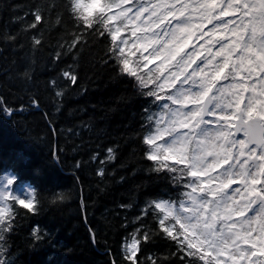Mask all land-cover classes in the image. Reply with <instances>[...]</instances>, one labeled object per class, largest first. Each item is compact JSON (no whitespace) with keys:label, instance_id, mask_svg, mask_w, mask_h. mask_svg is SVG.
Listing matches in <instances>:
<instances>
[{"label":"snow or ice","instance_id":"snow-or-ice-1","mask_svg":"<svg viewBox=\"0 0 264 264\" xmlns=\"http://www.w3.org/2000/svg\"><path fill=\"white\" fill-rule=\"evenodd\" d=\"M81 7L84 0L72 9L67 0L69 13ZM32 15L26 31L45 22L40 8ZM71 18L70 40L59 47L72 52L90 37L109 41L104 63L115 61L159 109H145L150 170L184 189L178 200L155 199L141 209L136 222L151 213L159 232L137 228L123 246L125 259L142 264V242L162 232L184 264H264V0H95L79 16L84 24ZM32 41L42 43L38 36ZM61 75L78 82L72 66ZM114 160L110 147L100 163ZM8 195L0 183V240L14 226L3 206ZM15 199L38 211L34 191ZM33 236L39 238L35 229Z\"/></svg>","mask_w":264,"mask_h":264},{"label":"trees","instance_id":"trees-1","mask_svg":"<svg viewBox=\"0 0 264 264\" xmlns=\"http://www.w3.org/2000/svg\"><path fill=\"white\" fill-rule=\"evenodd\" d=\"M37 8L45 22L26 31ZM74 24L67 0H0V174L15 175L6 200L14 226L0 240L5 264H131L123 247L131 234L141 225L159 232L151 213L136 222L141 209L155 199L178 200L184 190L169 174L150 170L145 109H159L115 61L104 63L109 41L90 37L72 52L59 47ZM33 36L42 43L34 47ZM69 66L76 85L61 75ZM110 147L115 160L101 164ZM26 183L34 186L38 211L15 199ZM175 253L160 232L137 256L142 264H152L149 257L184 264Z\"/></svg>","mask_w":264,"mask_h":264},{"label":"rangeland","instance_id":"rangeland-1","mask_svg":"<svg viewBox=\"0 0 264 264\" xmlns=\"http://www.w3.org/2000/svg\"><path fill=\"white\" fill-rule=\"evenodd\" d=\"M8 179H11V180L14 181L15 175H14V173L12 171L6 172L4 174H0V183H4V191L7 192L10 195V192L11 193L13 192V190L11 189V185L13 183L11 185H8L6 183V181ZM24 186H25V188H22L21 190L18 191V197H20V199H27V194L29 192H31V191L35 192L34 186L32 184L26 183ZM3 206L7 207V201L3 202Z\"/></svg>","mask_w":264,"mask_h":264},{"label":"clouds","instance_id":"clouds-1","mask_svg":"<svg viewBox=\"0 0 264 264\" xmlns=\"http://www.w3.org/2000/svg\"><path fill=\"white\" fill-rule=\"evenodd\" d=\"M75 0H69V7L72 9L74 7ZM95 6V0H84V7H81L79 11H71V15L74 17H77L76 22L80 24H84L85 21L79 19V16L84 13V8H88L89 10H92ZM99 19V17H97Z\"/></svg>","mask_w":264,"mask_h":264}]
</instances>
